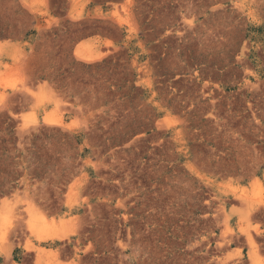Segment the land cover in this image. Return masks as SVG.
Returning a JSON list of instances; mask_svg holds the SVG:
<instances>
[{"label": "rangeland", "instance_id": "1", "mask_svg": "<svg viewBox=\"0 0 264 264\" xmlns=\"http://www.w3.org/2000/svg\"><path fill=\"white\" fill-rule=\"evenodd\" d=\"M0 264H264V0H0Z\"/></svg>", "mask_w": 264, "mask_h": 264}, {"label": "bare ground", "instance_id": "2", "mask_svg": "<svg viewBox=\"0 0 264 264\" xmlns=\"http://www.w3.org/2000/svg\"><path fill=\"white\" fill-rule=\"evenodd\" d=\"M86 44H89V42H83V43H81V44H79L76 48H75V50H74V54L78 57V58H80V59H82V60H85V61H94V60H96V59H98V57H92V56H84L83 55V47H84V45H86Z\"/></svg>", "mask_w": 264, "mask_h": 264}, {"label": "crops", "instance_id": "3", "mask_svg": "<svg viewBox=\"0 0 264 264\" xmlns=\"http://www.w3.org/2000/svg\"><path fill=\"white\" fill-rule=\"evenodd\" d=\"M96 38H100L102 41H111V42H113L111 39H109L108 37H103V36H98V35H93V36H90V37H88V38H86V39H83V40H79L76 44H74V46H73V49H72V52H74V50H75V48L79 45V44H81V43H83V42H92L93 40H95Z\"/></svg>", "mask_w": 264, "mask_h": 264}]
</instances>
